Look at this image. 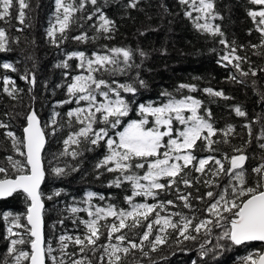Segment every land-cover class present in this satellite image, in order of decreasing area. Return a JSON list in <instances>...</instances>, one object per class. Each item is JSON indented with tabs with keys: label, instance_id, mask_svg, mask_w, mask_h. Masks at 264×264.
<instances>
[{
	"label": "trees",
	"instance_id": "obj_1",
	"mask_svg": "<svg viewBox=\"0 0 264 264\" xmlns=\"http://www.w3.org/2000/svg\"><path fill=\"white\" fill-rule=\"evenodd\" d=\"M25 2L28 7L24 9L23 24L17 19L19 6L16 0H13L11 16L0 20V28L5 29L7 46L10 49L0 52V122L7 125L0 128V166L7 168L8 176L14 178L15 172L7 158L24 161L25 157L18 154L7 133L11 131L17 137L23 138L26 117L34 110L42 120L48 141L43 154L46 180L41 192L46 205L44 212L46 244H51L53 249L51 255L57 257V260L63 258L66 264H71L74 259L86 257L91 264H100L102 250L93 252L86 249L84 253H80V246L67 242L68 247L65 251L74 255H64L60 251L61 235L83 237L86 234L83 221L92 219L85 211L90 206L93 211L97 207L106 208L109 205L118 210H130L126 199L129 196L133 197V203L154 204L158 201L173 200L176 207L168 206V211H179L203 219L208 216L205 209L212 202L205 195L206 192L219 193L229 183V178L223 173L217 177L212 175V171L218 167L214 162L205 166L204 174L196 172L190 165L181 175L187 174L191 186H185L177 177V184L159 192L156 199H152L135 196L130 182H123L116 187L112 181L119 173L97 167L107 154L103 142L99 146L82 142L79 148L72 146L68 149L69 154L63 155L64 140L80 127L74 118L69 124V117L66 114L69 110L87 106L86 101L77 103L67 92V87L75 76L88 74L86 69L79 67L80 61L77 58L68 59L73 52H84L86 56L92 57L94 53L106 54L111 48L131 49L133 66L127 69L125 74L101 71L95 73L97 78L112 84L113 81L133 83L139 77L145 81L147 87H141L136 83L138 92L135 97L122 93L123 96L134 99L137 104H162L168 99L163 95L165 92L171 93L177 99L191 95L201 100L203 106L200 114L203 115L206 109L210 110L211 122L218 132L212 137L215 141L212 144V151L206 148L203 141H197L195 148L191 150L192 154L197 158L213 156L220 159L227 170L229 162L225 156L231 158L238 155L240 153L236 149H240L248 157L245 163L248 184L254 185L257 182L259 178L252 169L264 163V148L260 147L264 144V139H260L264 133V47H253L261 45L262 37L248 15L250 9L257 7L252 5L250 0H214L218 17L211 22L220 27L224 33L223 37L198 29L194 18L199 13L193 11L192 17L187 16L186 12L191 8L189 5L181 4L180 0H138L135 8L128 7L130 0H97L96 5L86 2L84 8L74 14L68 30L64 33L66 39L61 40L57 34V43H53L47 36V29L55 18V0ZM80 2L81 0H75L77 6ZM97 9L114 21V30L111 33L99 30L100 12H97ZM199 22L204 23L203 20ZM85 33L89 37L87 42L73 39ZM93 37L95 39H92ZM221 39H226L228 44L235 48L234 55L242 57L240 61H233L230 64L221 59L229 55L230 51L229 47L220 43ZM141 52L145 55H141ZM65 62L68 64L67 68L62 66ZM4 63L13 64L16 71L3 69ZM235 63L240 64L239 69L233 66ZM242 72L248 75H242ZM253 72L256 74L253 75ZM32 74L35 75L34 85L29 82ZM25 75H28V80L22 78ZM4 76L10 77L15 84L5 85ZM182 84L194 85L197 91L181 89L179 86ZM5 87L10 89L15 87L16 92L10 96L4 91ZM206 88L222 91L224 96L209 95L203 91ZM69 99L72 100L71 103H64ZM97 100L102 101L103 97L97 95ZM237 106L246 113V116L236 115L234 109ZM133 108V112L124 118L119 129L109 131L110 136H113L115 131L122 130L128 121L140 118L135 111V105ZM57 113L59 115L55 116L57 124L53 134L51 120ZM229 126L234 131L224 136L223 132ZM97 127L104 125L98 124ZM182 127L178 123L174 124V128ZM73 148L80 153L75 158L70 155ZM193 164L196 162L193 161ZM55 167L65 168L66 174H53L52 169ZM73 168L76 170L73 171ZM135 171L140 174L144 172L142 169ZM0 178H4V174L0 173ZM207 180H215L219 187L216 184L209 186L205 183ZM177 188L180 190L179 193L176 191ZM57 192L60 194L55 195ZM89 193L93 194L91 199ZM189 193L192 209L184 208L183 202L177 199L178 194ZM49 196L52 199H48ZM101 196L104 198L100 199ZM28 204L29 201L23 193H16L13 197L0 202V264H14L13 256L8 252L10 239L23 238L26 243L17 245V248L30 251L26 223ZM73 207L80 211L73 213L71 211ZM6 212L20 216V224L24 227L13 230L19 235L9 237L7 232L9 223L3 220L2 215ZM164 214L167 213H162ZM151 219L152 217H149V220ZM112 222L114 218L109 217L107 221H101V224ZM122 231L139 242L140 234L145 228L141 226L131 231L129 229ZM223 231L221 227H213L207 236L202 232L195 241H184L180 245L174 242L175 234H172L169 242L157 251H151L145 246L144 252L148 253L145 256L139 250L133 249L123 257L121 264H243V258L247 255L264 252L262 243L238 246L231 245L228 240H219L218 237ZM101 232L103 234L97 241V246L108 243L107 227H101ZM112 243L118 241L113 238ZM217 243L228 246L223 255L214 252H209L206 257L200 255L201 244H204L207 250L214 248ZM47 263L53 264L50 257ZM22 264H28V261H22ZM104 264H107L106 258Z\"/></svg>",
	"mask_w": 264,
	"mask_h": 264
},
{
	"label": "snow or ice",
	"instance_id": "obj_2",
	"mask_svg": "<svg viewBox=\"0 0 264 264\" xmlns=\"http://www.w3.org/2000/svg\"><path fill=\"white\" fill-rule=\"evenodd\" d=\"M16 2L19 6L17 19L23 24L25 20L24 9L28 7V4L25 0H16ZM86 2L96 5L97 0H81L78 6L75 4V0H55L54 22L50 23V27L47 29V36L53 43H57V34L61 40L66 39L64 33L68 30L74 14L83 9ZM137 3L138 0H130L128 7L135 8ZM180 3L190 6L191 10L186 12L187 16L192 17L193 11L199 13L194 18L198 29L212 35L224 36L220 27L211 22L218 17L215 12L214 0H180ZM250 3L257 7L250 9L248 15L252 18L262 37L261 45H253V47H264V0H250ZM12 4L13 0H0V20H5L11 16ZM96 11L100 12V9ZM88 18L91 19V16ZM200 20H203L204 23H200ZM99 21L100 31L111 33L114 30V21L102 12H100ZM73 39L87 42L89 37L85 33ZM220 43L230 49L229 55L221 57L223 61L231 64L233 61L238 62L242 59V57L234 55L235 48H232L226 39H221ZM6 51H10L7 46V34L4 28H0V52ZM140 54L145 55L143 52ZM73 58L80 61L79 67L86 69L88 74L75 76L73 82L68 85L67 92L70 97L76 99L77 103L86 101L87 106L69 110L66 114L69 117V124L74 118L80 127L64 140L63 155L69 154L68 149L72 146L79 148L82 142H87L93 146H99L103 142L106 145L107 154L97 167L106 168L108 172L119 173L112 181L116 187H119L123 182H130L133 185L135 196L152 199H156L159 192L166 191L177 184V177L185 186H191L187 174L181 175L184 169L190 165L196 172L204 174L205 166L214 162L218 167L212 171V175L217 177L223 173L229 178V183L219 193L206 192L205 195L212 202L205 209L208 216L203 219L188 216L179 211H168V206L176 207L173 200L158 201L154 204L133 203V197L129 196L126 199L130 205V210H118L109 205L106 208L97 207L93 211L90 206L85 211L92 219L83 221L86 234L83 237L79 235L75 237L61 235L59 237L60 251L64 255H74L65 251L68 247L67 242H71L80 246V253H84L86 249H91L93 252L102 250V255L99 258L100 264H104L105 258L107 264H121L123 257L127 256L133 249L139 250L147 256L148 253L144 252L145 246H148L151 251H157L158 248L169 242L172 234H175L174 242L180 245L184 241H195L202 232L207 236L213 227L223 228L224 231L218 239L228 240L231 245H243L253 241L264 242V163L252 169L259 179L254 185H249L245 173V163L248 157L243 154L242 150L236 149L240 154L233 155L231 158L225 156L229 162L227 170L220 159H215L213 156L197 158L193 155L191 150L195 148L197 141H203L206 148L212 151V144L215 142L212 137L218 132L211 122V111L206 109L203 115L200 114V109L203 106L201 100L191 95L177 99L171 93L165 92L163 95L167 96L168 99L162 104H137L134 99H129L122 93H128L135 97L138 92L136 83L141 87H147L145 81L139 77L133 83L113 81L112 84L97 78L95 73L101 71L125 74L126 70L133 66L131 49L111 48L107 50L106 54L94 53L92 57L86 56L84 52H73L68 59ZM62 66L67 68V62ZM233 66L237 69L240 68L239 63H235ZM2 68L16 71L14 65L10 63H4ZM252 74L255 75L256 73L253 72ZM242 75H248V73L242 72ZM22 78L29 79L28 75ZM3 82L5 85L15 84L8 76L3 77ZM29 82L35 84L34 74H32ZM114 84L116 86H113ZM179 87L181 89L188 88L192 92L197 91L194 85L182 84ZM4 91L13 96L16 89L15 87L11 89L5 87ZM203 91L216 97L224 96L222 91H215L212 88H206ZM97 95L103 97V100L98 101ZM71 102V99L64 101V103ZM134 105L140 118L128 121L122 130L115 131L114 135L110 136L109 131L121 127L124 118L133 112ZM234 111L238 116H246V113L239 106L235 107ZM58 115V113L55 114L51 120L53 134L57 124L55 116ZM26 120L27 126L23 129V138L17 137L11 131L7 133V136L12 139L13 147L20 156L25 157V160L7 158L15 172L14 178L8 176L7 168L0 166V173L4 174V178H0V199L12 197L15 193H23L27 197L29 204L26 220L30 225L27 228L29 235L27 242L30 244V251L17 248V245L26 243L23 238H19L10 239L8 252L9 255L13 256L14 264H22V261H28L29 264H46V256L51 258L53 264H66L63 258L57 260V257L51 255L53 252L51 244L48 243L46 246L44 239V202L40 189L46 176L41 155L46 143L45 128L41 126V121L34 110L26 117ZM175 123L183 127L174 128ZM98 124H103L104 127H97ZM4 127L7 125L0 122V128ZM233 131L234 129L229 126L223 135L227 136ZM249 132L251 134L250 126ZM166 137L167 140L165 141ZM260 139H264V133ZM260 147L264 148V144H261ZM76 148H73L70 153L73 158L80 154ZM22 149H26V151ZM193 161L196 164H193ZM137 169L144 170L143 174L136 172ZM72 170L75 171L76 169L73 168ZM52 172L55 175H65L66 169L55 167ZM205 183L209 186L216 184L215 180H207ZM216 186L219 187L218 184ZM176 191L179 193V188ZM59 194V192L55 193V195ZM92 195L89 193V199ZM190 196L191 193L178 194L177 196V199L183 202V207L186 209H192L189 202ZM47 198L52 199L51 196ZM103 198L100 197V199ZM198 199L202 200L203 197H198ZM71 211L76 213L80 209L73 207ZM162 213L167 214L162 215ZM2 215L3 220L9 223L7 228L9 237L19 235L13 230L24 227L20 224V216H13L11 212ZM109 217L114 218V222L102 225L101 221H107ZM149 217L152 219L149 220ZM176 217L179 219H175ZM145 221H147L146 224ZM141 226L145 228V231L140 234L139 242L131 239L127 233L122 231L124 229L131 231ZM101 227L108 229V243L97 246V241L103 234ZM113 238L118 243H112ZM227 248V245L217 243L214 248L206 250L205 245L201 244L200 255L206 257L209 252L223 255ZM71 264H91V261L85 257L74 259ZM243 264H264V252L247 255L243 258Z\"/></svg>",
	"mask_w": 264,
	"mask_h": 264
},
{
	"label": "water",
	"instance_id": "obj_3",
	"mask_svg": "<svg viewBox=\"0 0 264 264\" xmlns=\"http://www.w3.org/2000/svg\"><path fill=\"white\" fill-rule=\"evenodd\" d=\"M32 111H33V110H32ZM32 111H31V112H32ZM31 112H30V113H31ZM30 113H29V114H30ZM37 116L39 117V119H40V121H41V126L43 127V123H42V120H41L40 116H39L38 114H37ZM26 126H27V120H26V125H25V127H26ZM45 135H46V133H45ZM23 136H24V132H23ZM47 143H48V141H47V136H46V143H45L44 149H43V151H42V153H41L43 164H44L43 154H44V151H45V149H46ZM25 151H26V149H25ZM44 168H45V165H44ZM45 171H46V170H45ZM45 180H46V176H45ZM45 180H44V182L41 184V189H40V191H42V188H43V186H44ZM15 194H16V193H15ZM15 194H13V196H14ZM13 196H12V197H13ZM9 198H11V197H7V198L0 199V202L5 201V200H7V199H9ZM42 198H43V197H42ZM43 202H44V200H43ZM44 212H45V202H44ZM44 212H43V224H44L43 232H44V239H45V242H46ZM26 223H27V220H26ZM0 225H1V214H0ZM27 225H28V223H27ZM28 227H30V225H28ZM254 242H258V243H262V244H264V242H260V241H253V242H248V243H254ZM246 244H247V243H246ZM243 245H244V244H243ZM46 246H47V244H46ZM238 246H241V245H238ZM47 261H48V257L46 256V264H48ZM28 264H29V262H28Z\"/></svg>",
	"mask_w": 264,
	"mask_h": 264
},
{
	"label": "bare ground",
	"instance_id": "obj_4",
	"mask_svg": "<svg viewBox=\"0 0 264 264\" xmlns=\"http://www.w3.org/2000/svg\"><path fill=\"white\" fill-rule=\"evenodd\" d=\"M45 208H46V205H45Z\"/></svg>",
	"mask_w": 264,
	"mask_h": 264
}]
</instances>
